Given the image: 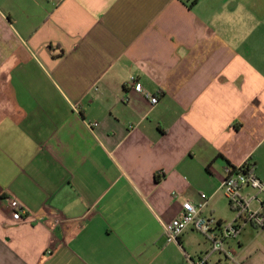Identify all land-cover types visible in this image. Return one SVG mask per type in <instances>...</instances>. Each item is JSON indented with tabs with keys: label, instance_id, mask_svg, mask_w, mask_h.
I'll return each instance as SVG.
<instances>
[{
	"label": "crops",
	"instance_id": "1",
	"mask_svg": "<svg viewBox=\"0 0 264 264\" xmlns=\"http://www.w3.org/2000/svg\"><path fill=\"white\" fill-rule=\"evenodd\" d=\"M247 161L264 181V0H0V264L212 258L163 221ZM227 246L264 264V227Z\"/></svg>",
	"mask_w": 264,
	"mask_h": 264
},
{
	"label": "built area",
	"instance_id": "2",
	"mask_svg": "<svg viewBox=\"0 0 264 264\" xmlns=\"http://www.w3.org/2000/svg\"><path fill=\"white\" fill-rule=\"evenodd\" d=\"M136 91L147 96L153 105L159 102L158 95L147 89L141 82L132 78ZM96 124V123H95ZM245 162L237 166H228L225 178L221 183L224 196L229 200L237 218L233 222H225L213 214L204 213L209 205V196L201 193L198 203L185 201L179 214L169 221H163L164 234L168 242H178L181 235L188 229L203 233L211 241L213 251L223 252L226 259L215 264H233V255L228 248L229 241L235 239L245 225L264 227V181L254 171L246 169ZM244 189L254 192L245 193ZM252 202L258 204L257 209L251 207ZM12 216L15 220L29 218L31 214L17 199L11 200ZM60 222V219H57ZM229 260V261H228ZM191 264H210L209 254L198 258H189Z\"/></svg>",
	"mask_w": 264,
	"mask_h": 264
},
{
	"label": "rangeland",
	"instance_id": "3",
	"mask_svg": "<svg viewBox=\"0 0 264 264\" xmlns=\"http://www.w3.org/2000/svg\"><path fill=\"white\" fill-rule=\"evenodd\" d=\"M250 191L254 192V190H252V189ZM217 207H218V210L216 213H214V216L218 219H222L223 221L230 223V222H233L238 216L237 212L235 210H233L232 207L230 206L229 200L226 197H224L223 199H221L218 202ZM251 207L253 209H257L258 204L256 202H252ZM208 215H210V214H208ZM194 233H196V235L197 234L202 235V234H200V232H194ZM208 241L210 242L211 249L213 251L212 243L210 240H208ZM213 254H214V256L212 258L211 257H209V258L211 259V262H216L218 260V258L221 257V254L217 251L213 252ZM203 255H205V253L202 254L201 256H203Z\"/></svg>",
	"mask_w": 264,
	"mask_h": 264
},
{
	"label": "trees",
	"instance_id": "4",
	"mask_svg": "<svg viewBox=\"0 0 264 264\" xmlns=\"http://www.w3.org/2000/svg\"><path fill=\"white\" fill-rule=\"evenodd\" d=\"M190 7L193 6L198 0H184ZM255 165L251 163L246 164V169L249 171H254Z\"/></svg>",
	"mask_w": 264,
	"mask_h": 264
}]
</instances>
